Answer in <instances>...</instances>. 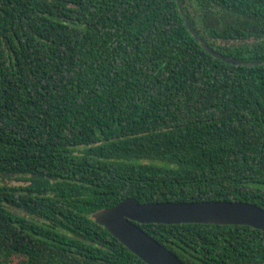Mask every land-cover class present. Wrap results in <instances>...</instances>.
<instances>
[{"label": "trees", "instance_id": "obj_1", "mask_svg": "<svg viewBox=\"0 0 264 264\" xmlns=\"http://www.w3.org/2000/svg\"><path fill=\"white\" fill-rule=\"evenodd\" d=\"M264 61V0H181ZM0 264H145L92 215L264 209V64L175 0H0ZM184 264H263L249 226L137 224Z\"/></svg>", "mask_w": 264, "mask_h": 264}, {"label": "water", "instance_id": "obj_2", "mask_svg": "<svg viewBox=\"0 0 264 264\" xmlns=\"http://www.w3.org/2000/svg\"><path fill=\"white\" fill-rule=\"evenodd\" d=\"M182 20L201 47L217 60L231 65H263L249 63L219 54L210 48L189 22L181 0H175ZM92 219L116 238L145 264H184L174 253L158 243L137 224H216L249 226L260 230L264 240V209L240 201H197L138 203L126 198L112 207L101 209ZM264 264V262H263Z\"/></svg>", "mask_w": 264, "mask_h": 264}, {"label": "rangeland", "instance_id": "obj_3", "mask_svg": "<svg viewBox=\"0 0 264 264\" xmlns=\"http://www.w3.org/2000/svg\"><path fill=\"white\" fill-rule=\"evenodd\" d=\"M0 184H7V185H11V186H21V185H25L27 184L26 182L24 181H20V180H6V179H2L0 177Z\"/></svg>", "mask_w": 264, "mask_h": 264}]
</instances>
